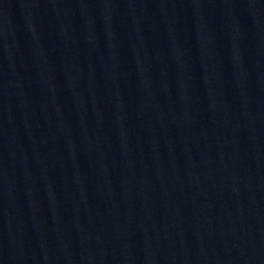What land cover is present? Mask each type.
Returning a JSON list of instances; mask_svg holds the SVG:
<instances>
[{"label":"water","instance_id":"1","mask_svg":"<svg viewBox=\"0 0 264 264\" xmlns=\"http://www.w3.org/2000/svg\"><path fill=\"white\" fill-rule=\"evenodd\" d=\"M0 264H264V0H0Z\"/></svg>","mask_w":264,"mask_h":264}]
</instances>
